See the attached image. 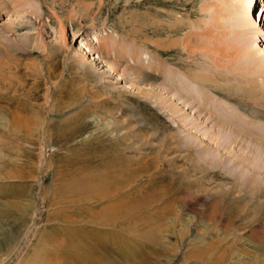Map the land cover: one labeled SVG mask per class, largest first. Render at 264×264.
I'll use <instances>...</instances> for the list:
<instances>
[{"label": "rangeland", "instance_id": "rangeland-1", "mask_svg": "<svg viewBox=\"0 0 264 264\" xmlns=\"http://www.w3.org/2000/svg\"><path fill=\"white\" fill-rule=\"evenodd\" d=\"M11 1L0 0V264H264V162L251 165L228 124L227 145L207 140L221 119L181 90L214 92L259 137L264 69L253 75L242 51L264 28V0L244 30L215 0Z\"/></svg>", "mask_w": 264, "mask_h": 264}, {"label": "bare ground", "instance_id": "bare-ground-1", "mask_svg": "<svg viewBox=\"0 0 264 264\" xmlns=\"http://www.w3.org/2000/svg\"><path fill=\"white\" fill-rule=\"evenodd\" d=\"M13 2L15 1V0H12ZM11 1V2H12ZM230 1H234L233 2V4H229L227 1H222V0H215L214 2H213V4L214 5H212V6H214L215 8H217V5H219V6H221V7H224L225 8V11H228V14L230 15L231 13H233V12H235L234 14L236 15V17H235V19H236V22H235V24L237 25V27L238 28H242L243 30H244V28L247 26L248 27V25H250L249 23H250V14L252 13V8H253V3H252V0H230ZM12 2V3H13ZM259 2H260V0H259ZM261 5V4H260ZM20 6V4L19 3H17V5H15L14 6V10L16 9V8H18ZM211 6V5H210ZM211 6V7H212ZM222 9V8H221ZM223 10V9H222ZM230 12V13H229ZM233 15V14H232ZM234 17V16H233ZM258 20L259 19H257V22H258ZM264 29V28H263ZM263 29H262V27L260 28V29H255V31L252 33L253 35V37H254V39L251 41V43L248 45V46H246V47H244V49H243V51H242V55H245V57L246 58H248V60H250V65H254L256 68L254 69V66H253V70H254V73H253V75H256L257 74V68L259 67V68H261V69H259V70H261L262 71V69H264V54H263V49H264V41H263V44H259L258 42H256V37H257V39L259 38V40L262 38L261 36L263 35ZM253 30V29H252ZM246 33H248V30L247 31H245ZM249 34V33H248ZM256 34H257V36H256ZM242 35H244L243 33H242ZM246 35V34H245ZM90 38H92V40L90 41L92 44H96V43H98V37L96 36V35H93V36H91ZM256 44V45H254V44ZM259 44V45H258ZM190 48V47H189ZM99 54V53H98ZM251 61H255L254 63H252ZM105 72V71H104ZM169 74V73H168ZM201 73L199 74V75H197V73L195 72V74L193 73V78L195 79V80H198L199 81V78L200 79H202L201 78ZM173 78L171 79V80H167L168 78H164L163 79V82H167L168 84H169V86H171L170 88H171V90H176V91H179L178 89H177V87L178 88H180L179 86H177V84H176V82H175V77L174 76H172ZM161 78V77H160ZM209 78V77H208ZM208 78H204V80L205 81H209V79ZM250 78V77H249ZM248 78V79H249ZM180 80V79H179ZM213 80V79H212ZM249 80H252L251 78L249 79ZM227 83H228V81H227ZM164 84H166V83H164ZM215 84V83H214ZM216 84H218V83H216ZM251 84V83H250ZM178 85H179V83H178ZM217 86V85H216ZM201 89V88H200ZM200 89H198V87H197V84L196 83H194V84H192V85H190V84H187V88L186 89H182L181 88V90L182 91H184V95L187 97V101L189 100V98H191L192 100V102L194 101V103L196 102V103H198L199 102V100H201L202 99V101H204V103H202V102H199V106L202 108V109H204V110H201V111H208V112H210L211 114L213 113L215 116H217L219 119H221V120H218L216 123H215V125L216 126H219V128H218V132H216V133H211L210 132V130H209V133H208V137H207V140L209 139L210 141H211V139H212V143H213V140H217V143L216 144H220V146L222 145V144H224V143H226V145L228 144V142L230 141V134H228L227 135V133H226V128L228 127L227 126V124L228 125H230L231 127H233V129L234 130H238V131H236V133H234V132H232V134L234 133V136H235V139H236V141H237V139H238V137H239V141H240V139H244L243 141H245L248 145H250V152H251V155L248 157V161L251 163V165H253L255 168H256V165H258V162H260V161H262V162H264V144H263V146H261V143H260V141H258V140H261V138H262V136H264V124H261V125H257V126H255V128L256 127H258V126H261L259 129H261V131L259 130V132H260V135H259V137L257 138V137H254V136H256V135H254L255 133H252L251 132V129L250 130H247V126H248V124H246L245 123V125H242V126H244V129L246 130H243V129H241V128H239L240 127V124H237V123H234V121H243V122H245L247 119H246V117H244V116H242V113L240 114V112H236L237 110H236V107H234V106H232L231 104H229V102H227V101H225L224 99H222V98H219L214 92H206L205 93V91L204 90H200ZM216 90H217V88H216ZM184 96V97H185ZM196 98V99H195ZM264 98V97H263ZM186 99V98H185ZM179 100H181V99H179ZM183 103V102H182ZM181 103V104H182ZM189 103H190V100H189ZM165 104H167L168 106H166ZM191 104V103H190ZM189 104V105H190ZM188 105V106H189ZM170 110V113H172L174 110H176V109H178L177 107H176V105L174 104V102H169V101H167V99H164V101H162L161 103H160V109L161 108H163V109H165V111H167L166 110V107ZM195 106V105H194ZM193 107V105L191 106V107H189V108H192ZM214 110H217V111H214ZM164 111V110H163ZM163 111H162V113H163ZM176 114H179L183 119H187L186 118V115H185V113L184 112H175ZM176 114H173V115H176ZM212 114V115H213ZM179 115H177V117H180ZM217 119V118H216ZM251 120V119H250ZM195 121V120H194ZM248 121H249V119H248ZM250 123H252V122H250ZM261 123V122H260ZM185 125V124H184ZM190 127V128H193L194 130H196V131H199V129L201 128V126L200 125H197L196 124V122H193V121H189V123L188 124H186L185 125V127ZM254 126V125H253ZM230 127V128H231ZM189 128V129H190ZM254 127H253V129H255ZM192 129V130H193ZM232 129V131H234ZM207 130L208 129H204V130H200V131H203V132H207ZM228 130H229V128H228ZM195 131V132H196ZM231 131V130H230ZM255 131V130H254ZM190 133V132H189ZM200 133V132H199ZM241 133H243V134H241ZM231 134V135H232ZM236 134V135H235ZM258 135V134H257ZM202 136H203V134H202ZM204 136H207V135H204ZM203 136V137H204ZM229 136V137H228ZM251 137V140H248L249 138ZM191 138V137H190ZM206 138V137H205ZM229 138V139H228ZM231 138H234V137H231ZM206 140V141H207ZM191 141H193L192 143H194L195 142V140L194 139H191ZM211 143V144H212ZM185 144V143H184ZM210 144V143H209ZM215 144V145H216ZM230 145V144H229ZM224 146V145H223ZM224 147H226V146H224ZM223 147V148H224ZM230 147V146H229ZM232 147H233V144H232ZM222 148V149H223ZM245 148V147H244ZM243 148V149H244ZM215 149H216V147H215ZM225 149V148H224ZM240 150H241V148H239ZM260 149L262 150L261 152H259L260 151ZM219 155V154H218ZM230 155V154H229ZM231 156H234V155H231ZM230 156V157H231ZM209 159V158H208ZM213 159V158H212ZM219 159V158H218ZM231 161V160H230ZM234 162V161H233ZM229 164V163H228ZM231 164H232V162H231ZM261 165H262V163H260ZM232 165H236V164H232ZM260 165V166H261ZM235 167V166H234ZM264 167V166H263ZM253 168V167H252ZM257 169V168H256ZM254 170V171H252V172H254V174H257V170ZM263 169V172H264V168H262ZM237 170V169H236ZM248 172V171H247ZM245 173V172H244ZM240 174H242L243 175V172L242 173H240ZM253 174V173H252ZM238 176H240L239 174H238ZM253 176H255V175H253ZM249 184V183H248ZM247 184V185H248ZM98 199V198H97Z\"/></svg>", "mask_w": 264, "mask_h": 264}]
</instances>
